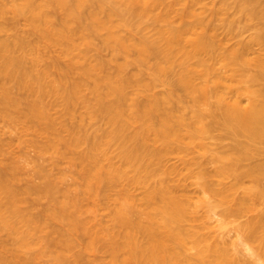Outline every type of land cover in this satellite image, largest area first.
Returning <instances> with one entry per match:
<instances>
[{
    "label": "rangeland",
    "instance_id": "rangeland-1",
    "mask_svg": "<svg viewBox=\"0 0 264 264\" xmlns=\"http://www.w3.org/2000/svg\"><path fill=\"white\" fill-rule=\"evenodd\" d=\"M102 3L88 0L72 10L57 0H0V66L15 60L11 75L0 73V264H135L133 252L164 229L170 207L182 211L177 230L198 240L183 246L186 259L211 261L225 251L237 264H264L238 237L239 226L264 211V200L247 215H224L243 191L264 190V152L249 150L246 131L214 93L204 99L180 83V63L158 73L160 55L143 61L111 36L141 44L166 23L124 24ZM218 3L197 10L227 52L248 42L255 28L227 38L211 13ZM172 19L180 28L196 25L175 12ZM260 55L254 45L247 58ZM215 67L240 89L242 106L250 102L247 88L264 87L249 82L260 72L254 63ZM247 170L258 173L234 187L233 174ZM230 186L231 197L220 195ZM174 197L178 211L174 202L168 206Z\"/></svg>",
    "mask_w": 264,
    "mask_h": 264
},
{
    "label": "bare ground",
    "instance_id": "bare-ground-1",
    "mask_svg": "<svg viewBox=\"0 0 264 264\" xmlns=\"http://www.w3.org/2000/svg\"><path fill=\"white\" fill-rule=\"evenodd\" d=\"M57 1L59 4L68 6L70 7V9L75 10L80 9L82 6H84L88 0H75L72 8L70 0ZM101 1L103 2V5L109 4L111 8L109 15L110 19H112L114 15H118L120 16L124 24H147V27H150L151 25L155 26L160 23H166L167 26L163 28L159 27L156 35L153 38H149L146 42H143L141 44L131 46L128 45L126 41L121 39L117 34L112 32L111 36L122 43L125 48L136 49L141 60L143 61L149 59L153 54L160 55L162 61L155 64V71L158 73L165 71L170 65L174 63H180L183 68L179 78L180 83L189 92H196L204 99H207L211 93H214L219 103L225 108V111L232 115L235 119H237V121L241 124V127H243L246 131L245 137L247 140H249V143H252L250 145L251 149L249 150H251L252 152L254 151L258 154L264 152V87L251 89L247 88L246 93L249 95L250 102L247 106H242L239 99L240 89L229 86L226 82L227 79L217 73V68L215 67V62H221V66L223 68L233 69V67H236L240 70H244L252 63H254L259 67L260 72L251 75V77H249V82L264 81V56L260 55L255 60L247 58L248 52L254 45H259V47L264 50V0H218V6H215V8L211 9L212 15L220 22H222L223 27L226 29L227 38H230V36L241 35L245 31V29L251 27L250 25L254 26L255 28V32L251 35V38L248 42L242 43L238 47H231L227 52H224L222 50V42L219 40V38H217L218 34L215 26L212 27L210 24H208L206 19L203 17V11L197 10V6L202 5L208 0H174L172 2H167V0ZM212 1L216 3L217 0ZM203 5L205 8V4ZM178 6H182V8ZM173 12H175L180 19L194 18L196 20V25L189 26L188 28H180L175 26L172 19ZM230 15H232L234 18H230ZM94 16L95 15L93 14V17ZM105 26H107L108 28L114 27L113 23L105 24ZM11 64H15V60L10 57L5 58L4 63L2 64V66H0V73L11 75ZM260 146L261 148L263 147V150H261ZM248 155L249 153L247 151L243 152L241 153L240 159L242 156L248 157ZM261 165H264V163H262ZM256 166L259 165L257 164L255 165V167ZM254 172L256 173L257 171L250 170V172L244 174H233L235 176H233V179H235L234 182L232 181L233 186L235 187L236 185L243 182L240 180H243L244 178L247 179L249 177H254ZM263 173L261 172V174L263 175L262 177H264ZM224 174L226 173L223 172V174H220V176H223ZM227 176L231 175L227 174L223 177L227 178ZM240 185L242 186V184ZM233 186L228 187L229 189H226L225 192L220 191V195H222L223 197L230 196V194H228L227 196V193L231 192V190L233 191ZM253 190L255 189L253 188ZM164 192L166 191H163L162 193ZM243 193L244 194L242 196L240 195V198L237 197V203L234 208L226 210V213L224 214L225 217L230 219L242 215H247L246 213L250 211L252 212V210L256 206V201L264 200V190L257 191L254 193V195H251V193L244 191ZM217 194L219 196V193ZM222 196L220 197L222 198ZM173 199H171V202L169 201L170 203L168 204V206L170 207L172 202H174V204L171 206L175 205L176 211H178L177 209L180 207V203L175 201L177 198L174 197ZM164 201V203L167 205V201L165 199ZM182 202L183 199L181 203ZM184 202L183 205H185L186 203ZM158 203L160 202H157L156 204ZM154 208L157 209V206ZM166 208H164L165 212L167 210ZM171 209L172 207H170V209L168 208L167 215L169 212L170 217L169 219L167 218V221L165 218L163 223L164 229H160L159 231L154 232L153 235L150 236L147 240V243L145 244L143 249L137 251L135 250V252H133L132 258L134 259L133 261H135V264L238 263L234 262L233 259L231 260V258L225 253V251H219L216 256L212 255L214 259L211 261L202 260L200 262H195L190 258L186 259L184 257L185 252H183V246L187 244L191 239H193V234L190 236L189 233L185 234V231L182 232V229H184V227L182 226V231L177 230V222H179V220L183 218L182 211L180 213L178 212V214L175 213L173 209L171 211ZM161 212H163V208ZM155 214L157 215L158 213H151L152 216ZM133 223H131V226L133 225ZM127 225H125V228ZM167 227L169 228L168 231ZM137 233L136 235H138ZM238 237L242 242L246 243L245 249L249 254H256L257 258L260 260L261 258H264V211L259 213L257 212V214L251 217L246 223H242L239 226ZM118 240L119 239H117L116 241ZM113 241L115 242V240ZM121 241L118 244L121 245ZM191 241L196 242L198 240L196 239V237H194V239ZM255 241H257L258 243L257 247L255 246ZM251 242H254V246H252ZM196 244L198 243L196 242ZM140 246L141 245H139L138 247ZM202 251L203 250H201V253ZM205 251L206 254L208 253L207 257H211L210 252H207L209 250L204 249L203 252L205 253ZM180 257L185 259L183 261H180ZM186 257H188V255ZM196 260L198 261L200 260V258H197ZM118 261H120L119 258ZM252 262L254 263L255 259ZM256 262L259 261L256 260ZM259 263L263 264V262Z\"/></svg>",
    "mask_w": 264,
    "mask_h": 264
}]
</instances>
